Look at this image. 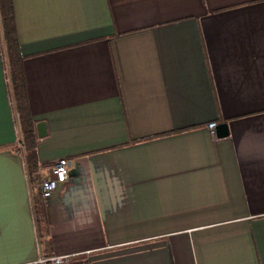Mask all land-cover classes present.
<instances>
[{"label": "crops", "instance_id": "obj_1", "mask_svg": "<svg viewBox=\"0 0 264 264\" xmlns=\"http://www.w3.org/2000/svg\"><path fill=\"white\" fill-rule=\"evenodd\" d=\"M12 6L38 171L0 17V264H264V0Z\"/></svg>", "mask_w": 264, "mask_h": 264}, {"label": "trees", "instance_id": "obj_2", "mask_svg": "<svg viewBox=\"0 0 264 264\" xmlns=\"http://www.w3.org/2000/svg\"><path fill=\"white\" fill-rule=\"evenodd\" d=\"M0 17L2 21L4 40L8 49L9 71L13 93L16 102V111L19 118L20 133L26 150V162L29 172L37 173V139L35 135V122L29 111L25 95V82L17 57L18 41L16 37L12 0H0Z\"/></svg>", "mask_w": 264, "mask_h": 264}, {"label": "built area", "instance_id": "obj_3", "mask_svg": "<svg viewBox=\"0 0 264 264\" xmlns=\"http://www.w3.org/2000/svg\"><path fill=\"white\" fill-rule=\"evenodd\" d=\"M217 123L212 122L208 125V130L211 136L216 139ZM19 151L25 156V145L22 137L17 142ZM69 162L67 159L58 160L51 168L50 175L39 180L36 184L29 183V190L34 192L36 189L39 195L48 200L53 197L58 188L65 184L69 179ZM76 255H54L40 259V264H87V260L75 261Z\"/></svg>", "mask_w": 264, "mask_h": 264}, {"label": "water", "instance_id": "obj_4", "mask_svg": "<svg viewBox=\"0 0 264 264\" xmlns=\"http://www.w3.org/2000/svg\"><path fill=\"white\" fill-rule=\"evenodd\" d=\"M37 130H38V135L40 138L45 136L46 131H45V123H39L37 125ZM216 134L217 138H225L229 135L228 131V125L227 124H220L216 128Z\"/></svg>", "mask_w": 264, "mask_h": 264}, {"label": "rangeland", "instance_id": "obj_5", "mask_svg": "<svg viewBox=\"0 0 264 264\" xmlns=\"http://www.w3.org/2000/svg\"><path fill=\"white\" fill-rule=\"evenodd\" d=\"M1 24H2V21H1ZM3 45H4V47L6 46L5 45V40H4V34H3ZM12 84V83H11ZM15 107H16V103H15ZM25 158H26V150H25Z\"/></svg>", "mask_w": 264, "mask_h": 264}]
</instances>
